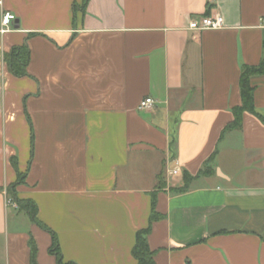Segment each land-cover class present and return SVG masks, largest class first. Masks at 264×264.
I'll list each match as a JSON object with an SVG mask.
<instances>
[{
  "label": "crops",
  "instance_id": "0c3cea01",
  "mask_svg": "<svg viewBox=\"0 0 264 264\" xmlns=\"http://www.w3.org/2000/svg\"><path fill=\"white\" fill-rule=\"evenodd\" d=\"M82 3L0 0V31L15 18L0 32V264H30V239L36 264H56L50 234L7 206L17 173L16 196L36 204L64 262L137 264L155 193L154 264H264V76L250 80L261 118L245 112L222 135L242 67L264 57V0ZM217 15L221 29H189ZM24 43L29 76L17 78L3 55Z\"/></svg>",
  "mask_w": 264,
  "mask_h": 264
},
{
  "label": "trees",
  "instance_id": "16d2710c",
  "mask_svg": "<svg viewBox=\"0 0 264 264\" xmlns=\"http://www.w3.org/2000/svg\"><path fill=\"white\" fill-rule=\"evenodd\" d=\"M89 0H83V3L80 7V11L84 13L85 7ZM75 10V6H74ZM263 50H264V39H263ZM30 54L29 49L26 43L21 46L13 47L8 53L3 55V61L6 65L8 72L14 77L21 78L27 77V66L29 63ZM264 76V57L262 61L257 66H243L241 69V74L239 78V90L241 97V105L232 109L233 120L228 124L222 131V135L228 131H238L242 128V115L247 112L253 115H256L258 118H261L255 112L253 105V87L250 85V80L253 77ZM210 158L209 160H211ZM10 163L12 167L17 171V163L15 158H11ZM213 173L211 169L206 167L202 168L198 174L194 177L190 176L187 173H183L182 182L183 185L181 188L172 189L173 193H184L187 192L190 184L201 176H209ZM156 186L157 190L163 188L160 179ZM24 182V175L17 173L16 181L9 185L6 188V193L8 198L14 202L17 206V211L24 213L30 222L45 232H48L51 236V246L48 250V253L54 256L56 264H75L73 262H64L56 235L51 232L42 222L37 218V206L32 200H22L16 196V187ZM156 205V196L155 193L151 195V214L149 218V224L146 228L141 229L135 234V243L131 251L132 257L135 259L137 264H154V252L149 249L147 238L151 231L152 223L160 221L163 216L158 214L155 210ZM30 248V264H36V254L37 247L32 239L29 240Z\"/></svg>",
  "mask_w": 264,
  "mask_h": 264
},
{
  "label": "built area",
  "instance_id": "2783aa9c",
  "mask_svg": "<svg viewBox=\"0 0 264 264\" xmlns=\"http://www.w3.org/2000/svg\"><path fill=\"white\" fill-rule=\"evenodd\" d=\"M14 16L11 13H4L1 19V33L8 32L14 26ZM264 23V19H262ZM223 27V19L221 16H203L199 18H192L189 23V29L193 31H208V30H218ZM155 102L151 98L145 99L140 106L139 110H149L153 108ZM178 169L171 170L172 175H176ZM7 206L17 210V206L9 198L7 199Z\"/></svg>",
  "mask_w": 264,
  "mask_h": 264
}]
</instances>
